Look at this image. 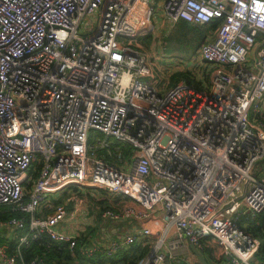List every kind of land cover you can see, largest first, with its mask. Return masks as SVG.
<instances>
[{
	"label": "built area",
	"instance_id": "2783aa9c",
	"mask_svg": "<svg viewBox=\"0 0 264 264\" xmlns=\"http://www.w3.org/2000/svg\"><path fill=\"white\" fill-rule=\"evenodd\" d=\"M162 18L218 20L197 49L207 82L154 76L133 41ZM70 190L130 200L111 220L160 213L168 253L211 236L227 264H264L249 228L264 219V0H0V207L17 213L0 218L17 243L0 264H48L21 256L43 237L105 257L159 237L140 264L180 263L168 228L80 243L55 202Z\"/></svg>",
	"mask_w": 264,
	"mask_h": 264
},
{
	"label": "trees",
	"instance_id": "16d2710c",
	"mask_svg": "<svg viewBox=\"0 0 264 264\" xmlns=\"http://www.w3.org/2000/svg\"><path fill=\"white\" fill-rule=\"evenodd\" d=\"M188 23L185 20H180L177 24V29H186ZM218 24V20H212L206 26L207 30L212 27H215ZM195 26V25H193ZM186 32H181V39L175 38L174 41L178 40V43H182V38L186 40ZM147 37V36H146ZM145 37V38H146ZM182 41V42H181ZM146 44L147 42L144 41ZM187 76L184 72L175 73V76ZM179 76L177 78H179ZM207 80L210 78V74H206ZM173 78V77H171ZM176 78L175 81L178 79ZM173 82V83H174ZM110 201L106 204H103L100 208V213L96 215V225L91 227L88 230V233L80 234V243L82 242H90V239L94 237V235H98L97 230L104 225L106 219L101 213L102 210L110 207L115 210L121 209L123 206L131 203L130 200L126 198H117L110 195ZM8 208L7 206L0 207V218H8L12 216H16V212L5 210ZM249 228L251 231L258 235L261 238V246L257 253V258L260 260V263H264V219L263 215H261L258 221H254L250 224ZM94 234V235H93ZM8 242L9 251L13 254L15 252L16 241L12 238H8L6 241ZM150 247L148 244L142 245L140 243H132L128 248L120 250L112 257H105L99 253H95L92 256H86L85 254L80 253L78 247L71 250L66 244L59 245L54 241H50L48 238L36 239L31 242L28 247H23L21 250V256L23 260L30 261L33 258H42L48 264H71L72 260L78 259L79 264H139L140 260L144 258L148 252ZM201 251L205 255L209 264H214V262H220L222 260H227L226 255L223 253L222 246L220 241L211 236H205L201 238ZM20 257L17 258V263L20 262Z\"/></svg>",
	"mask_w": 264,
	"mask_h": 264
},
{
	"label": "rangeland",
	"instance_id": "374dc122",
	"mask_svg": "<svg viewBox=\"0 0 264 264\" xmlns=\"http://www.w3.org/2000/svg\"><path fill=\"white\" fill-rule=\"evenodd\" d=\"M177 24L178 22L170 25L164 22L163 18L159 22H151L149 28L144 33H140L136 40L133 41V44L146 55L150 56L154 76L161 83L173 84L174 80L179 76H175V73L179 72H184L187 76H179L178 80L180 78L191 81L200 79L207 82V77L205 79L207 69L205 68L203 72L204 64L197 59V49L205 40L206 33L208 32L206 26L187 24L186 29H177ZM181 32H186V40L182 38L183 42L178 43V40L181 39ZM175 38L178 40L174 41ZM67 193L61 194L63 195V199L61 200H67L68 202L71 200L72 194H75L84 198H93L95 201L101 203V206L110 201V197L107 196L109 194L95 190L80 192L70 190V193ZM82 193L86 196H83ZM99 213L100 209H98L97 214ZM176 250L179 249H174V251Z\"/></svg>",
	"mask_w": 264,
	"mask_h": 264
},
{
	"label": "crops",
	"instance_id": "0c3cea01",
	"mask_svg": "<svg viewBox=\"0 0 264 264\" xmlns=\"http://www.w3.org/2000/svg\"><path fill=\"white\" fill-rule=\"evenodd\" d=\"M83 196L86 195L83 194ZM61 199H63V195H59L58 197H56L55 202L65 201L67 203V209H68V214L65 217V219L62 221V224L60 226L62 230L69 231L72 233L74 232L77 234L79 233L82 234V233H88V230L96 225L95 224L96 215L98 209H100L101 207V203L95 201V199L93 198L92 199L84 198L75 194H72V198L68 202L67 200H61ZM147 226L158 227V228H162L163 230H167L168 228L167 232L164 234L165 236L162 246L163 249L167 250L168 253V243L169 240L172 238V236H174V232H173L174 229L171 226L168 227V224L164 221L160 213H156L151 218L143 219V220H134L131 218H126L119 221H115L111 219H106L104 225H102L97 230L98 235L95 234L94 237L97 239H103L105 241H108L109 239L115 236H121L132 231H141L143 227H147ZM4 229L5 228L0 229V231H3L2 234H0V243L8 239V235H7L8 231L4 234V231H6ZM158 239L159 237H147L145 240L140 242L137 241L136 243H140L142 245L148 244V246L150 247L149 249L150 252L153 248L154 243L157 242ZM178 249L179 250L176 251L171 250L169 251V253L179 258L180 260L179 264H202L201 261L191 250L189 243L185 244V246L179 247ZM71 264H79L78 259L72 260ZM214 264H227V260L214 262Z\"/></svg>",
	"mask_w": 264,
	"mask_h": 264
},
{
	"label": "water",
	"instance_id": "95a60500",
	"mask_svg": "<svg viewBox=\"0 0 264 264\" xmlns=\"http://www.w3.org/2000/svg\"><path fill=\"white\" fill-rule=\"evenodd\" d=\"M189 246L193 253L197 256V258L201 261L202 264H208L207 259L203 252L197 248V246L193 243H189ZM255 260V258H253ZM257 260V259H256Z\"/></svg>",
	"mask_w": 264,
	"mask_h": 264
}]
</instances>
